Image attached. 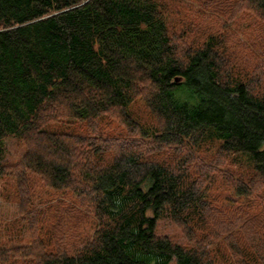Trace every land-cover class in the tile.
Masks as SVG:
<instances>
[{"label": "trees", "instance_id": "1", "mask_svg": "<svg viewBox=\"0 0 264 264\" xmlns=\"http://www.w3.org/2000/svg\"><path fill=\"white\" fill-rule=\"evenodd\" d=\"M218 1L229 19L250 11L264 34V0ZM210 27L198 43L181 42L158 0H0V177L16 178L25 201L32 177L48 186L44 210H36L34 192L27 199L36 210L25 216L31 243L1 247L0 264H220L209 246L226 234L209 230L205 184L238 153L249 155L255 172L236 181L238 194L264 183V69L242 76L220 52L219 25ZM138 97L155 124L130 114ZM107 114L130 128L128 140L48 129ZM10 138L25 146L19 171L8 162ZM211 140L220 142L217 166L194 154ZM163 150L173 156L163 158ZM60 190L73 193L84 219L66 224ZM166 211L191 239L195 229L205 237L190 247L158 234ZM85 225L94 230L79 243ZM243 226L249 252L264 253V224L247 217Z\"/></svg>", "mask_w": 264, "mask_h": 264}, {"label": "rangeland", "instance_id": "2", "mask_svg": "<svg viewBox=\"0 0 264 264\" xmlns=\"http://www.w3.org/2000/svg\"><path fill=\"white\" fill-rule=\"evenodd\" d=\"M158 1L166 16L171 33L182 34L183 40L181 42L198 43L204 39L206 34L211 32V25H219V32L214 33L219 35V39L224 40V46L220 49V52L226 58L231 59V63L236 65L242 76L249 79L254 77L257 67L260 66L258 70L264 69V34L260 29L262 24L250 11L241 13V17L239 16V18L233 20L222 13L224 7L218 0H213L212 3L211 0ZM182 28L186 31H181ZM262 90L264 92V85ZM128 110L134 119L146 124V126L157 122L143 97L134 100ZM48 129L69 132L73 134V137L91 136L108 141L116 138L126 141L132 134L126 124L116 115L111 114L103 115L90 122L63 119L59 122L50 123ZM220 148V142L218 141H205L200 148L194 150V154L205 162L217 166L216 160L220 158ZM24 152L25 146L21 141L16 138L8 139V162L12 167L14 166L16 171L23 168L21 160ZM162 153L163 158L168 157L170 159L173 156L170 150H163ZM224 159L226 160H223L222 164L218 166V172H216L218 174H214L212 179H209L205 184V194L208 197V203L211 205L209 208L212 212L211 220L214 224L209 230L226 234L224 239L211 244L209 249L213 251L217 263L220 264H227L229 261L235 262L237 259L248 260L249 264H257L259 261L257 259L262 256L263 252L260 253L257 248H253L251 253L249 252L247 233L246 231L241 232V229H245L243 220L247 217L251 219V222L257 224V227L264 224V183L262 180L256 183L257 186L247 196L239 195L236 181L242 180L246 183L251 181L255 175L253 162L246 153L232 154L225 156ZM29 187L30 193L27 199L34 192L35 206H38L36 210L40 211L46 207L48 186L40 177L35 176L29 180ZM58 194L60 198H63L58 206L60 213L67 220L66 224H71L77 219L80 221L86 217L84 211L77 210V204L71 191L60 190ZM27 199L25 201L21 197L19 183L16 178L11 176L0 177V248L11 251L13 248H22L31 243L32 239L25 216L28 212L34 213L36 210L32 205L30 209V203L27 202ZM25 203L27 206L24 212L22 206ZM167 213L168 211L158 221V234L169 236L175 242L190 247L198 244L195 240H201L205 237V230L194 228L192 234L194 240L191 239L186 234L185 228L175 222ZM93 230V227L88 225H85L82 230L80 228V232L83 234L79 237V243L84 242ZM237 230H240V232L237 233ZM228 235L229 237H227ZM237 238H239V244L236 243ZM262 242H264V236ZM240 246L245 248L246 254L242 255L239 250ZM232 248H234L236 254L233 259L231 255ZM20 252H23V250ZM171 264H176L175 260Z\"/></svg>", "mask_w": 264, "mask_h": 264}, {"label": "bare ground", "instance_id": "3", "mask_svg": "<svg viewBox=\"0 0 264 264\" xmlns=\"http://www.w3.org/2000/svg\"><path fill=\"white\" fill-rule=\"evenodd\" d=\"M77 163V162H76ZM75 165V164H74ZM67 226V225H66Z\"/></svg>", "mask_w": 264, "mask_h": 264}]
</instances>
